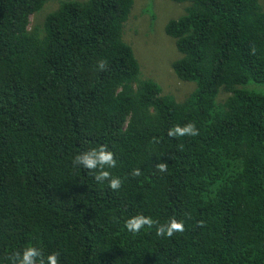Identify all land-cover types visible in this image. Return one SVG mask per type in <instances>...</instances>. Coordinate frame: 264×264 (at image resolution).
I'll return each instance as SVG.
<instances>
[{
  "label": "trees",
  "instance_id": "16d2710c",
  "mask_svg": "<svg viewBox=\"0 0 264 264\" xmlns=\"http://www.w3.org/2000/svg\"><path fill=\"white\" fill-rule=\"evenodd\" d=\"M47 1L0 0V264L29 246L59 264H264V94L240 88L264 84L260 2L170 0L187 4L164 27L171 68L196 86L177 101L124 41L133 0H62L29 29ZM100 146L116 166L97 181L74 161Z\"/></svg>",
  "mask_w": 264,
  "mask_h": 264
},
{
  "label": "rangeland",
  "instance_id": "374dc122",
  "mask_svg": "<svg viewBox=\"0 0 264 264\" xmlns=\"http://www.w3.org/2000/svg\"><path fill=\"white\" fill-rule=\"evenodd\" d=\"M61 1L48 0L30 18L29 29L36 27L41 30L46 15L55 11ZM133 1L123 38L131 46L139 62L141 76L152 78L159 84L163 94L174 96L175 100L182 101L185 96L195 90L196 86L194 82H181L175 77L171 63L180 58V54L176 51L173 40L165 34L164 27L169 20L182 15L187 4H176L170 0ZM258 1L264 9V0ZM240 88L264 94V84L249 81Z\"/></svg>",
  "mask_w": 264,
  "mask_h": 264
},
{
  "label": "clouds",
  "instance_id": "9594fccd",
  "mask_svg": "<svg viewBox=\"0 0 264 264\" xmlns=\"http://www.w3.org/2000/svg\"><path fill=\"white\" fill-rule=\"evenodd\" d=\"M101 63L99 67L103 68ZM169 136L176 135H197V129L192 125L188 124L187 126L175 127L170 129L168 132ZM74 163L76 165L82 166L86 169H101L99 173L95 176L97 181L105 180L109 177V172L104 171L103 168L105 165L108 167H115L116 161L113 159V154L110 151H107L104 146L98 148H92L88 151L83 152L82 154L75 157ZM159 168L161 171L164 170L165 165L160 164ZM138 174V173H137ZM120 179L113 178L109 181V186L112 189H117L120 187ZM154 221L149 217L144 216H134L130 217L125 222V227L130 232H138L145 225L151 226ZM183 223L176 221L174 218L170 219L166 225H161L157 228V235H167L172 236L174 231H182ZM42 252L39 248L36 247H25L22 251H17L12 254L10 259L12 264H59L57 256L58 254L53 252L48 254L46 257L42 258Z\"/></svg>",
  "mask_w": 264,
  "mask_h": 264
}]
</instances>
